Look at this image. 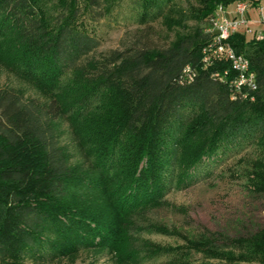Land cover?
Segmentation results:
<instances>
[{
    "label": "trees",
    "instance_id": "1",
    "mask_svg": "<svg viewBox=\"0 0 264 264\" xmlns=\"http://www.w3.org/2000/svg\"><path fill=\"white\" fill-rule=\"evenodd\" d=\"M47 1L55 3L52 17L42 0H0V37L12 40L4 42L0 59L42 86L75 69L82 84L91 85L81 95L84 105L102 93L109 104L85 124L105 176L69 164L53 126L63 113L58 97L42 103L0 87V264L49 261L102 246L119 250L126 214L166 194L173 182L166 165L180 151L179 184H186L225 144L252 137L264 146V39L241 32L230 39L249 58L257 84L235 98L230 62L205 61L202 25L218 5L234 0H199L191 15L197 24L168 46L157 45L153 26L143 22L122 48L106 52L98 51L100 40L83 17L94 7L103 11L102 0ZM248 182L264 195V154L251 161ZM71 185L105 198L98 205L68 200ZM207 244L209 258L197 264H264V227Z\"/></svg>",
    "mask_w": 264,
    "mask_h": 264
},
{
    "label": "rangeland",
    "instance_id": "2",
    "mask_svg": "<svg viewBox=\"0 0 264 264\" xmlns=\"http://www.w3.org/2000/svg\"><path fill=\"white\" fill-rule=\"evenodd\" d=\"M43 4L47 17L54 16L55 3L42 0ZM198 6L199 0H102L103 11L94 7L84 12L83 17L89 32L100 40L98 51L106 52L122 48L144 26L143 22L153 26L157 45H170L197 24L191 15ZM257 27L261 24L253 26ZM8 41L12 42L8 36L0 37V56L7 51L3 44ZM82 81L72 69L63 72L52 85L42 86L0 59V87L14 88L42 103L54 97L64 103L63 113L53 126L69 164L86 175L99 176L103 173L85 120L109 103L102 93L91 105L81 103L85 88L91 86ZM263 154L264 146L252 137L225 144L216 155L193 170L186 184H179L183 173L180 151L166 165L165 175L173 181L166 194L156 203L126 214V236L119 250L102 246L49 261L26 259L3 264H197L209 258L203 253L206 247L203 244L226 243L264 227V195L254 192L248 182L251 161ZM104 198L96 191L74 185L69 186L67 193L68 200L97 205ZM197 242L202 246L201 251L197 250Z\"/></svg>",
    "mask_w": 264,
    "mask_h": 264
},
{
    "label": "built area",
    "instance_id": "3",
    "mask_svg": "<svg viewBox=\"0 0 264 264\" xmlns=\"http://www.w3.org/2000/svg\"><path fill=\"white\" fill-rule=\"evenodd\" d=\"M255 13L259 18H255ZM264 0H234L229 5L217 6L214 15L206 22L204 32L208 36L205 46V61L228 60L236 71L233 79L232 98L248 87L256 88V74L251 69L249 58L239 53L230 42L233 35L241 32L256 40L264 39ZM261 27L253 28L256 24ZM245 96V95H244Z\"/></svg>",
    "mask_w": 264,
    "mask_h": 264
}]
</instances>
